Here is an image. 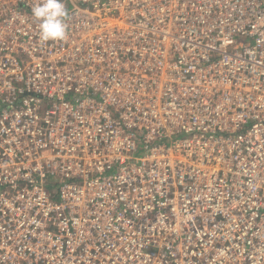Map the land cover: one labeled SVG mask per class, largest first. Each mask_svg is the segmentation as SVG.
Returning a JSON list of instances; mask_svg holds the SVG:
<instances>
[{
  "label": "built area",
  "instance_id": "built-area-1",
  "mask_svg": "<svg viewBox=\"0 0 264 264\" xmlns=\"http://www.w3.org/2000/svg\"><path fill=\"white\" fill-rule=\"evenodd\" d=\"M0 0V264H264V0Z\"/></svg>",
  "mask_w": 264,
  "mask_h": 264
},
{
  "label": "clouds",
  "instance_id": "clouds-1",
  "mask_svg": "<svg viewBox=\"0 0 264 264\" xmlns=\"http://www.w3.org/2000/svg\"><path fill=\"white\" fill-rule=\"evenodd\" d=\"M31 11L34 21L38 22L42 41L62 40L66 37L68 10L64 0H37Z\"/></svg>",
  "mask_w": 264,
  "mask_h": 264
}]
</instances>
